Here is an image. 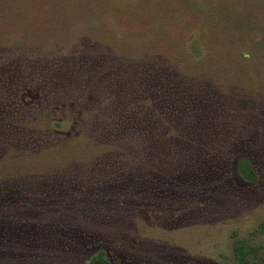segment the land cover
Instances as JSON below:
<instances>
[{
    "label": "rangeland",
    "instance_id": "374dc122",
    "mask_svg": "<svg viewBox=\"0 0 264 264\" xmlns=\"http://www.w3.org/2000/svg\"><path fill=\"white\" fill-rule=\"evenodd\" d=\"M32 2L0 11V171L62 164L49 158L56 135L97 127L108 107L130 102L152 122L131 127L133 156L109 158L106 147L83 141L68 150V179L45 183L21 205L19 198L0 203L9 217L0 226V264H89L100 251L111 264H240L236 241L253 253L243 264H264V79L260 93V86L175 71L165 55L152 58L160 86L177 84L210 101L188 99L183 108L146 92L136 60L157 48L185 52L182 66L250 65L264 74V0H108L103 12L71 15ZM225 52L231 58H221ZM249 53L252 63L240 57ZM242 159L256 182L240 174ZM20 177H11L15 185L28 178Z\"/></svg>",
    "mask_w": 264,
    "mask_h": 264
},
{
    "label": "trees",
    "instance_id": "16d2710c",
    "mask_svg": "<svg viewBox=\"0 0 264 264\" xmlns=\"http://www.w3.org/2000/svg\"><path fill=\"white\" fill-rule=\"evenodd\" d=\"M9 1V0H7ZM18 0H11L12 3H15ZM31 1V0H28ZM11 2H7V4H1L0 5V11H2V5H10ZM18 3V2H17ZM33 6L37 7V9L41 10L47 14H56L60 13L62 15H71V14H90V11L86 10V8H91L92 11L94 8H100V12L105 11V8H109V2L108 0H38L36 3H31ZM28 5L27 7L31 6ZM73 10L72 13L69 14L70 10ZM135 22H138V19H134ZM1 23V22H0ZM11 24L8 25L10 27ZM4 27L3 24H0V27ZM6 27V28H8ZM2 28V30L6 29ZM8 32L7 30H5ZM106 33V31H105ZM100 37V36H99ZM121 54H123V50H121ZM140 57L138 59L135 58V55L133 52L128 51L126 52V56L134 57L136 60L140 62V68L138 69L139 72H141L147 81H145L146 91L150 96L154 94V97L156 94L158 95V98L163 99L164 101H170L174 105H180L183 103H187L188 99H198L199 101L210 103V101H206V99L203 98L202 93L195 95V97H190L191 93L187 92L186 89L180 85H174L169 84L167 82H162L160 80H155V69L157 66H159L160 63L157 61H151L152 58H156L157 56L163 57L168 56L171 57L168 59L170 62H175V71H181L186 72L190 71L195 78L199 79H208L210 81L219 80V83H234V84H247L246 86H250L252 89L254 87H259L258 90L261 93L263 90L262 85H258L260 82L263 84L264 74L262 68L253 67L250 65H244V66H223L221 68L211 67V66H200V67H189L185 66V52L182 54L180 53H169L166 51H162L160 49L154 48V49H144L139 53ZM125 55V54H124ZM240 55V54H239ZM224 56L227 58H231L228 56V52H225L224 54H221L220 57L224 59ZM248 57L244 54L243 56L240 55V57L244 58V60L252 63L254 59H256V55L249 53L247 54ZM207 57H212V55H208ZM219 58V56H218ZM235 59V55L232 57ZM150 67V70L144 71L146 66ZM152 65V66H151ZM143 87V86H142ZM121 89L123 90V86H121ZM137 92L138 96L140 95L139 89L136 88L135 90ZM142 91H144V88H142ZM115 99V98H114ZM169 99V100H168ZM130 104V102H129ZM128 105H122L118 106L119 108L112 109L110 111V108L108 107V111H100L98 113L97 117L99 122H94L93 125H97V127L93 128H85L83 130V127H80L78 125L79 132H76L74 134H71L70 136H61L60 134L56 135V139L59 141L57 144L52 145L49 147L48 153L49 158L57 157L59 160L62 161V164H55L51 162L44 163V165L40 166H31L32 164H29L28 166H23L22 168H19L18 166H13L10 168L3 169L0 172H3V175H0V203L1 205H4L10 201H14L16 198L20 199L19 205L21 203H25L26 198L24 197L26 194L31 199H36L35 196L37 193L42 192L43 185L49 184L53 185L56 184L59 179H68L66 176H71V171L68 169L69 163H73L74 156L71 154L68 150L71 148L74 150V146L78 145L79 143H82L83 141H86L94 147H106V151L103 153V155L108 156L109 158L111 156H119L120 158H123L121 156L126 155V151H131L132 156L134 155V151L130 149V146H133L132 143L138 144V139H131V133H129L131 127L133 128L134 132L138 131V125L139 123H146V125L150 124L152 122V119L150 116L146 113H138L137 110L133 108V105L131 103L130 107ZM108 106V105H107ZM183 107V106H182ZM184 108V107H183ZM101 110V109H100ZM183 110V109H181ZM162 111V110H161ZM141 112V111H139ZM110 114V116H109ZM96 117V118H97ZM95 118V121H96ZM172 119V118H171ZM143 120V122H141ZM80 124V123H79ZM54 127L61 128L60 123H54ZM105 131V132H104ZM104 132V133H103ZM130 136V137H129ZM103 138V141L100 140ZM147 145L152 146L153 148H159L158 144L160 142L157 139H150L146 140ZM80 148H78L76 151H78ZM159 154H162V151H157ZM75 154V153H74ZM138 156H140L137 152ZM150 157L148 153L146 154ZM51 156V157H50ZM46 159V158H45ZM238 170L242 177L248 181V182H256L257 181V174L255 173L252 165L248 160H240L238 162ZM55 171L62 172V178L60 177H51L47 176L42 178L41 174H53ZM9 173V174H8ZM15 175H22L25 177L20 178H26V179H20L24 182V184H20V186L15 185L14 181L15 178H11ZM33 175H39V177L35 178ZM73 179V178H72ZM49 188V187H48ZM35 192V193H34ZM9 207H11L9 204H6ZM23 213L24 215H28L23 210H21L18 214ZM6 217V218H5ZM9 219L7 215H4L2 212L0 213V226H6L5 222L6 219ZM3 222V223H2ZM7 227V226H6ZM235 250L238 257V260L240 264H243L246 258L250 255H253L251 249L247 248L243 241H236L235 243ZM89 264H111L105 257L104 252L100 251L98 252L94 257H92L89 261Z\"/></svg>",
    "mask_w": 264,
    "mask_h": 264
}]
</instances>
